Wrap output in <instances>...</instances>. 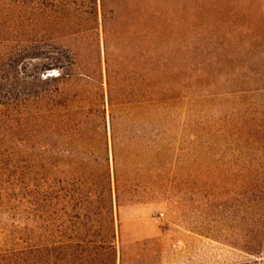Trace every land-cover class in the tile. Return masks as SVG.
Wrapping results in <instances>:
<instances>
[{
  "label": "trees",
  "instance_id": "16d2710c",
  "mask_svg": "<svg viewBox=\"0 0 264 264\" xmlns=\"http://www.w3.org/2000/svg\"><path fill=\"white\" fill-rule=\"evenodd\" d=\"M84 1L0 0V207L15 206L14 141L25 131L41 222L32 238L8 229L0 264H158L146 242L117 240L113 208L139 188H163L176 165L180 102L197 115L194 152L205 144L210 157L212 140L258 179L254 224L240 247L260 254L264 148L255 143L264 142V116L253 92L264 84V0H189L188 67L180 50L168 49L161 0H99L102 52L97 0ZM49 194L58 211L92 205L94 228L82 223L86 216L66 214L64 232L49 243Z\"/></svg>",
  "mask_w": 264,
  "mask_h": 264
},
{
  "label": "rangeland",
  "instance_id": "374dc122",
  "mask_svg": "<svg viewBox=\"0 0 264 264\" xmlns=\"http://www.w3.org/2000/svg\"><path fill=\"white\" fill-rule=\"evenodd\" d=\"M89 1H84L83 8L90 5ZM188 4L189 0H161L159 4L164 18L162 26L169 38L168 49L173 52L180 50L185 58L187 53L184 44H190ZM116 13L117 9L114 8L110 16ZM96 17L102 52L103 28L99 0ZM92 22L88 29L92 36L88 40V47L94 49L96 29H93ZM183 64L187 67L190 65L188 58ZM262 79L258 81L259 88L253 93L259 102L256 108L264 116ZM209 114L214 118L219 113L213 111ZM194 119H197V115L194 116L188 103L180 102L175 112L176 165L160 179L163 188L156 191H142L139 188L119 204L114 202L117 240L125 244L146 242V247L155 254L158 264L259 263L264 260V234L260 254H249L240 247L244 229L254 224L253 198L258 190V179L254 174H245L238 162L227 161L223 157L222 147L212 140L213 155L203 156L205 144L201 147L202 153L194 152ZM14 143L18 147V168L14 175L15 206L11 210L0 207V241L12 227L18 236L28 233L32 238L40 232L38 226L41 222L36 218L38 212L34 203L35 186L31 173L33 154L29 134L19 131ZM255 146L259 150L264 148L263 140L256 142ZM254 156L261 157V154L257 152ZM57 207L49 194L43 222L49 243L64 232L69 223L66 214L84 215L86 217L82 223L87 221V226L94 228L97 216L92 205L87 210L66 209V212L65 209L58 211Z\"/></svg>",
  "mask_w": 264,
  "mask_h": 264
}]
</instances>
